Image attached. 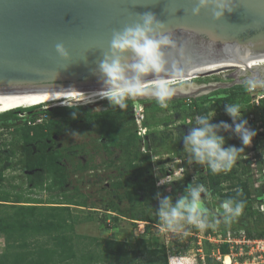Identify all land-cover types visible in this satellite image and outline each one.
<instances>
[{
  "label": "rangeland",
  "instance_id": "obj_1",
  "mask_svg": "<svg viewBox=\"0 0 264 264\" xmlns=\"http://www.w3.org/2000/svg\"><path fill=\"white\" fill-rule=\"evenodd\" d=\"M240 70L242 72H240ZM247 70L246 68L232 69L198 77L185 83L177 82L179 87L183 89H187L192 85L195 89L193 91L195 95H193V97L180 99L173 97L169 101L167 108H161L153 99L147 97L133 100L131 104L133 107L135 106L137 109L140 108L144 110V118L142 119V127L144 129L140 131L136 128L137 125L134 129L131 123L127 125V128L132 129V133L134 130L137 131L136 134L141 146V150L138 153L140 161L135 162L134 165L136 168L141 169L144 181L149 187L153 188L154 196H156L157 193L171 195L175 200L177 196L184 193L185 179L188 180L187 185L188 183H192L193 178H195L194 182L196 184L202 182L206 188L209 187L207 181L204 179L208 170L204 166L189 162V154L184 151L185 146L180 136L182 133L186 134L189 131V127L194 124L197 115L193 114V112L196 113L201 105L207 103L206 97H219L224 93L229 95L228 93L232 91L248 93L249 88L246 87L245 82L249 80L264 83V69ZM256 74L261 77V80L256 79ZM210 85L216 87V89L206 91L200 90ZM258 88L264 90V87ZM177 95H179V93ZM244 95L245 100L247 97L250 98L249 101L254 98V94ZM245 100L227 103L238 104L245 118H247L248 113H251L252 110L247 109L246 103L248 100ZM106 101L108 100L99 99L93 102L67 101L64 105L60 103H51L42 106L37 112L50 110L55 107L70 106H80L83 108L93 106L92 108H94L95 112H103L111 107ZM222 110H224V108H222ZM127 113H129L128 107L124 109L120 115L113 116L114 122L120 132L126 128L124 121H129V117L126 115ZM189 113H191V116L188 115ZM216 113L217 115L213 123H219L220 121L226 122L228 119H231L226 114L225 110L224 112ZM22 116L23 118L21 117V119H25L27 113H23ZM84 119L85 117L81 116L77 120H73L72 118H68L65 121L49 120L50 122L59 123L61 126L60 132L56 135L57 143L59 144V149L67 154L65 157L67 167L70 168L71 165L78 162L83 163V161L92 163L91 165L95 166V168L91 170L79 171L74 174H69L68 176L70 190L66 194L68 197H72L71 202L74 203V205H70V211L73 215H78L80 217L79 221L76 220V223H74V234L79 237L78 247L80 249L84 247L86 249L89 247V249H93L97 244V242L91 244L93 239L100 244H103L105 240H112L137 245V239H149L152 237L154 242L153 245L158 249L161 246H165L170 263L200 264L199 262L201 261L198 260V257L205 263V257L208 255L211 257L212 263L225 264V258H223V255L219 252V248L223 244L219 243L221 239H225L230 233L231 223L226 225L223 222L222 209L219 207L222 202L216 196L211 195L209 198L205 199V205L209 209L210 217L215 215L217 219L220 220V223L215 228H209L210 235L205 234L207 228L200 230L189 225L184 226L189 232L188 236L168 231L161 225L156 214V209L159 207L158 201L153 205L151 217L152 225L149 227L144 222L132 219L126 202L121 204L119 210H113L111 208L112 203L110 199L115 195L112 191V184L123 179V177H119L118 175L120 172L129 170L127 167L128 160L125 159L123 155V151L127 148V145L123 142V136L120 135L118 143L121 148H116L115 154L105 155L103 152L104 144L98 125L85 127ZM229 123H231V121ZM12 131V129L1 131L0 143L12 142L17 138L16 149L18 150L16 151L17 157H20L21 142L19 141V134H15ZM143 136L144 138H142ZM223 136L227 141L226 147L229 145H234L238 148L242 147L241 141L234 135L228 133ZM8 152L9 149H4L1 150L0 153L8 154ZM119 155H121V157ZM111 159L116 163L113 165L114 168L109 166ZM221 173L224 174L225 172ZM228 173L229 176L227 175L226 186L229 184L234 186L239 185V181L249 183V187L254 194L253 205H245L241 215L252 211L254 207L255 211H257L258 215L260 214L262 218V223L257 224L256 227H260V230L264 231V211L260 210L261 208L264 210V198H261V190L264 188V136L262 138H254L252 146L245 148L244 152L239 154L236 163ZM24 175L25 173H23L19 167H14L4 172L5 181L3 185L6 187V190L11 189V185H17L16 191L18 195H21V202H27V204L42 202L39 206L47 208L58 206V202L69 203L65 201L63 195H59L57 191H49L46 188H43V190H30L25 184ZM159 179L164 182L163 185L158 186ZM50 182L49 179L45 187H47ZM53 202L55 204H52ZM82 203H85L86 206H79L82 205ZM104 213H107L108 216L111 215V218L107 217V223L109 225L113 226V219L116 217L119 221V226L114 229H108L106 224L102 225L103 221L101 217H103ZM237 218L234 219V221L236 220L237 226L232 230L241 229L238 228V225L241 224H245L252 229L254 224L248 220V217H246V219ZM40 238L41 237L35 239L38 241ZM209 238H213V243ZM251 239L255 240L260 238L254 237ZM204 241H208L214 245L211 251L203 247ZM246 249L248 248L243 245L234 246L233 249H230V264H243L246 258L249 257L248 255H243ZM11 250L17 252L16 249ZM5 252L6 244L4 238L0 235V255L5 254ZM260 259L258 258L257 261L263 260V258ZM120 264L134 263L126 260ZM135 264H147V255L139 258L138 261L136 260Z\"/></svg>",
  "mask_w": 264,
  "mask_h": 264
},
{
  "label": "trees",
  "instance_id": "obj_2",
  "mask_svg": "<svg viewBox=\"0 0 264 264\" xmlns=\"http://www.w3.org/2000/svg\"><path fill=\"white\" fill-rule=\"evenodd\" d=\"M228 94L224 93L222 96L214 98L206 97L207 103L201 105L196 113L193 112V114L202 115L208 112H224L222 110L224 104L245 100L244 94L249 95L239 91H232ZM249 99V97L246 98L248 102ZM107 102L109 103V101ZM132 103L133 100L127 102L129 113L126 115L129 117V121H124L126 128L121 132L117 128L113 116L120 115L123 110L112 106L103 112H93L91 108L80 106L55 107L50 110L37 112L41 108L39 106L0 114V132L12 129V132L19 134V141L21 142L20 157H17L16 151L18 150L16 149L17 138L12 142L0 143V152L1 150L9 149L8 154L0 153V234L4 237L6 244L5 254L0 255V264H120L126 260L135 264L136 260L138 261L139 258L145 255H147V264H169L168 252L165 246H161L158 249L153 245L152 237L149 239H137V245L112 240H105L103 244H100L93 239L91 244L97 242L96 247L93 249H89L90 247L80 249L78 247L79 237L74 234V223H76V220L79 221L80 217L71 213L70 205H74V203L71 202L72 197H68L66 194L70 190L69 174H74L78 171L66 170L64 166L57 162L62 158L57 146H55L53 136L58 135L60 132V124L52 121L50 125L33 124L42 115L46 119L61 121H65L68 118L77 120L84 116L85 127L98 125L105 151L110 154L114 153L116 148H121L118 142L120 135H122L123 142L127 145L123 155L128 160L127 167L129 170L120 172L118 175L123 177V179L112 184V191L115 195L110 199L111 208L119 210L121 204L126 202L132 219L144 222L149 227L152 225V209L153 205L157 203V199L154 196L153 188L149 187L144 181L141 169L132 165L134 160H139L138 153L140 149L137 131L134 130L132 133V129L127 128L129 123L134 129L136 126ZM259 111H257L258 114L260 113L259 115L257 114V117L261 118L264 125V101ZM73 112L76 113L75 118H73ZM23 113H27V117L21 122L19 115ZM188 115L191 116V113ZM254 130L257 131L255 127ZM14 167H19L25 173V184L30 190H43V188H46L49 191H57L69 203L58 202V206L47 208L39 206L42 202L31 203L36 205L21 202V195H18L16 191L17 185H11L9 190H6L3 185L5 181L4 172ZM227 173L212 174L208 170L204 179L207 181L209 186L207 189L208 191L210 190L211 195L218 197L221 202L231 198L243 201L245 205L252 204L254 194L249 187V183L239 181V185L229 184L226 186V179L229 174ZM49 179L51 182L45 187ZM187 182L188 180L185 179V188ZM52 204L55 203L53 202ZM79 206L85 207L86 204L82 203ZM256 213L257 211L253 207L252 211L238 216L239 218L236 217L237 219H246L248 217V220L254 224L253 230L245 224L238 225V228L246 230L249 239L254 237L264 238V231H261L260 227H256L257 224L262 223L260 214L256 218ZM110 216L104 213L103 217H101L102 225L106 224L108 229L117 228L119 221L116 217L113 219V226L107 223V217L111 218ZM236 226V220H233L230 224L231 229ZM205 234L210 235L209 228L205 230ZM39 237L41 238L36 241L35 238ZM203 243V247L209 251L214 247L208 241ZM11 249H16L17 252H13ZM219 252L223 256H228L230 253L229 245H221ZM205 259V263H203L201 258L198 257V260L201 261L199 262L200 264H214L210 256L206 255Z\"/></svg>",
  "mask_w": 264,
  "mask_h": 264
},
{
  "label": "water",
  "instance_id": "obj_3",
  "mask_svg": "<svg viewBox=\"0 0 264 264\" xmlns=\"http://www.w3.org/2000/svg\"><path fill=\"white\" fill-rule=\"evenodd\" d=\"M195 6L196 0H0V95L102 89L98 64L113 32L146 13L174 34L178 49L167 54L184 75L240 63L237 50L264 57V0H233L221 21L211 10L194 16ZM57 44L70 59L59 56ZM181 89L176 98L195 95Z\"/></svg>",
  "mask_w": 264,
  "mask_h": 264
},
{
  "label": "clouds",
  "instance_id": "obj_4",
  "mask_svg": "<svg viewBox=\"0 0 264 264\" xmlns=\"http://www.w3.org/2000/svg\"><path fill=\"white\" fill-rule=\"evenodd\" d=\"M232 4L233 0H196L192 14L198 17L203 11L211 10L213 17L221 21L225 11H233ZM177 49L178 42L174 34L152 13L141 15L139 22L113 32L109 50L98 64L102 82L99 97L107 99L113 108L120 110L127 108L129 100L144 97L153 99L161 108H167L169 101L180 91L177 81L184 75V68L175 59L170 61L167 54L169 50ZM56 50L63 59H70L62 44H57ZM180 51L183 55V50ZM236 55L241 61L251 57L248 51L237 50ZM245 84L249 89L264 87V83L252 80ZM224 110L232 124L225 121L213 123L217 113L208 112L197 115L189 131L180 136L184 151L189 154V162L206 167L212 174L231 171L239 154L252 146L258 134L249 126L238 104H224ZM75 117L76 113L73 112ZM222 133L234 135L241 141L242 147H226L227 141ZM194 180L175 200L171 195H156L159 204L156 214L161 225L170 232L188 236L185 225L203 230L215 228L220 223L215 215L210 217L205 205V199L211 193L203 184H196ZM163 184L159 179L158 186ZM219 207L222 209L223 222L227 225L241 215L245 204L229 198L223 200ZM169 264L179 263L169 261Z\"/></svg>",
  "mask_w": 264,
  "mask_h": 264
},
{
  "label": "bare ground",
  "instance_id": "obj_5",
  "mask_svg": "<svg viewBox=\"0 0 264 264\" xmlns=\"http://www.w3.org/2000/svg\"><path fill=\"white\" fill-rule=\"evenodd\" d=\"M248 69L247 71H253L258 69H264V57L248 59L247 61L242 62H233L229 64H224L192 73H188L183 75V78L179 82H189L194 80L195 78L212 75L218 72L232 70V69ZM240 72H242L240 70ZM264 73V71H263ZM258 74V73H257ZM255 75L257 78L261 80L259 75ZM259 77V78H258ZM255 78V77H254ZM263 81V80H262ZM101 90V89H100ZM100 90H87V91H72L66 93H45V94H23V95H0V114L7 113L9 111H14L16 109L29 108L33 106L39 105H48L51 103H60L61 105L66 104L67 101H76V102H93L99 99V91ZM194 87L191 85L187 89H181V91L185 93H189L190 91H194ZM83 104V103H82ZM92 104V103H91ZM258 216V213H256ZM257 218V217H256ZM236 230H244V229H236ZM236 230H230V232H235ZM245 231V230H244ZM246 233V231H245ZM247 235V233H246ZM248 237V236H247ZM213 239V238H212ZM261 239V238H260ZM264 239V238H262ZM252 240V239H251ZM219 244H228L231 249V245L229 243L223 242ZM230 255L223 256L225 258L224 263L230 264L231 260L229 258ZM203 261V260H201Z\"/></svg>",
  "mask_w": 264,
  "mask_h": 264
},
{
  "label": "built area",
  "instance_id": "obj_6",
  "mask_svg": "<svg viewBox=\"0 0 264 264\" xmlns=\"http://www.w3.org/2000/svg\"><path fill=\"white\" fill-rule=\"evenodd\" d=\"M248 93L254 94V98L250 100V105L253 108L259 110L264 101V91L261 88L255 87L252 89H248ZM19 117L23 118L22 114L19 115ZM134 117H135V122L139 126V130L141 131V129H144L142 127V121H143L142 119L144 118V111L140 108L135 109ZM249 119L255 125L257 132L259 134H262L264 131V125L261 118H258L257 114L253 112V114H250ZM46 120H47L46 117L42 115L33 124L43 123ZM261 211H264L263 208H261ZM236 231L230 232L225 239L220 240V243L223 242L229 243L231 245V249H233L234 246H242V245L246 246V248L248 249L245 250V253H243V255L244 256L248 255L249 257L246 258L243 264H264V239L251 240L247 237L244 230H236ZM209 240L212 243L214 241L212 238H209ZM258 258L259 259L263 258V260L257 261Z\"/></svg>",
  "mask_w": 264,
  "mask_h": 264
},
{
  "label": "flooded vegetation",
  "instance_id": "obj_7",
  "mask_svg": "<svg viewBox=\"0 0 264 264\" xmlns=\"http://www.w3.org/2000/svg\"><path fill=\"white\" fill-rule=\"evenodd\" d=\"M264 91V90H263ZM215 97H218V96H215ZM106 103L107 104H109L107 101H106ZM246 107H247V109H251L252 110V112L251 113H248V116H247V118L246 119H248V123H249V126L252 128V129H254V127H255V125L250 121V119H249V117H250V114H253V112L254 113H256V114H258V112H260V111H258V109H255V108H253L251 105H250V101L248 102V103H246ZM71 107V106H70ZM93 106H89V108H91L92 110H93V112H95L94 111V108H92ZM108 109H110V107L108 108ZM107 109V110H108ZM135 109H137V107H133V110H132V112L134 113V110ZM106 110V111H107ZM144 111V110H143ZM258 111V112H257ZM260 114V113H259ZM26 119V118H25ZM24 119V120H25ZM50 119H47L46 121H44L43 123H36L37 125H45V124H47V125H50V121H49ZM23 121V119H21V122ZM231 121V123H229ZM227 123H229V124H232V120L231 119H228L227 121H226ZM257 132V131H256ZM264 132V131H263ZM228 133H223V135H227ZM144 136H146V135H144ZM144 136L142 137V138H144ZM264 136V133H262V134H259L258 133V135L256 136V137H259V138H262ZM53 141H54V143H55V146H57V150H58V152L60 153V155H61V160L60 161H57L60 165H62V166H64L65 167V169L66 170H74V171H82V170H91V169H93V168H95V166L94 165H91L92 163H88V162H86V161H83V163H81V162H78V163H75V164H73V165H71V167L70 168H68L67 167V165H66V163H65V157H66V152H64L63 150H61V149H59V144L57 143V136H53ZM48 143L50 144V142L48 141ZM104 150H103V152H104V154L105 155H111L110 153H108V152H106L105 151V148H103ZM140 150H141V146H140V149H139V152H140ZM116 152V151H115ZM115 152L114 153H112V154H115ZM120 157H121V155H119ZM124 157H125V155H124ZM117 158H119V157H117ZM125 159H126V157H125ZM137 161H140V158H139V160H134L133 161V163H132V165H134V163L135 162H137ZM116 163H115V161L114 160H110V162H109V166H112L113 167V165H115ZM82 167H83V169H82ZM86 168V169H85ZM114 168V167H113ZM118 168V167H117ZM207 175V174H206ZM200 184H203L202 182L200 183ZM261 194L263 195V197H264V188L261 190ZM113 214V213H112Z\"/></svg>",
  "mask_w": 264,
  "mask_h": 264
},
{
  "label": "crops",
  "instance_id": "obj_8",
  "mask_svg": "<svg viewBox=\"0 0 264 264\" xmlns=\"http://www.w3.org/2000/svg\"><path fill=\"white\" fill-rule=\"evenodd\" d=\"M1 235V234H0ZM2 236V235H1ZM3 237V236H2ZM4 238V237H3ZM4 242H5V240H4Z\"/></svg>",
  "mask_w": 264,
  "mask_h": 264
}]
</instances>
